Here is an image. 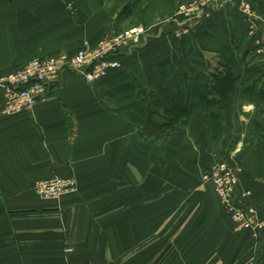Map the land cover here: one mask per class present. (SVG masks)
Masks as SVG:
<instances>
[{
	"label": "crops",
	"instance_id": "1",
	"mask_svg": "<svg viewBox=\"0 0 264 264\" xmlns=\"http://www.w3.org/2000/svg\"><path fill=\"white\" fill-rule=\"evenodd\" d=\"M122 1L0 0V77L34 58L94 47L130 23L149 30L116 53L120 67L92 83L64 70L31 109L4 113L0 87V264H264V231L235 229L201 178L225 154L237 165L233 202L264 216V72L247 65L240 13L209 9L196 42L167 41L168 53L163 37L172 39L176 23L166 18L181 0H127V15ZM249 1L264 14V0ZM179 48L198 55L185 54L176 83L166 65ZM206 53L232 68L235 88L222 102L208 104L219 92L205 88L203 67L214 62ZM162 96L190 111L187 127L203 119L211 128L174 136L163 153L154 113ZM53 176L72 177L77 190L38 198L34 183Z\"/></svg>",
	"mask_w": 264,
	"mask_h": 264
},
{
	"label": "built area",
	"instance_id": "2",
	"mask_svg": "<svg viewBox=\"0 0 264 264\" xmlns=\"http://www.w3.org/2000/svg\"><path fill=\"white\" fill-rule=\"evenodd\" d=\"M203 6L204 2H201L194 10H186L184 15L199 16L197 12L201 14ZM143 32L142 27H137L119 36L108 33L94 47H80L74 55L58 54L34 58L6 76L0 77V87L5 93L3 112L15 114L31 109L38 100L45 99L59 74L64 70L81 74L88 83L100 79L110 69L115 70L120 66V62L110 56L123 46L137 44ZM233 176L232 168L225 161L216 160L207 170L204 178L212 181L221 207L228 214L235 229H251L254 233L264 231V216L260 217L250 206H238L233 202L232 192L235 183ZM33 188L38 198L47 200H59L63 195L77 190L76 182L72 177L60 176L38 180Z\"/></svg>",
	"mask_w": 264,
	"mask_h": 264
},
{
	"label": "rangeland",
	"instance_id": "3",
	"mask_svg": "<svg viewBox=\"0 0 264 264\" xmlns=\"http://www.w3.org/2000/svg\"><path fill=\"white\" fill-rule=\"evenodd\" d=\"M122 2H123V3H121L122 6H120V7H124V5L128 4L130 1L127 2V0H125ZM201 2H204V6L202 7L203 11L201 13L204 15L202 17H201V14L199 11L197 12V14H199V16L187 17L184 15L186 10H188V9L194 10V8L196 6H200ZM223 4H225V5L229 4L230 6L236 8V10L240 13V15H241V17L245 23L244 24L245 29H246L245 35L247 36V39H249V43L251 42L250 47L248 48L249 51L247 53L250 56L249 58H247L248 59L247 65L250 67L256 66L255 71H257V72L259 71V73L264 72V31H263V29H262V31L260 30V28H264V14L257 16L255 14V10H254V8L251 5L249 0H181V1H179L177 3V7L175 8L174 13L172 15H170L169 17L167 16V18H166V20H168L169 18L173 19V21H174L173 23L174 24L176 23L175 28H178V29L174 28L173 31L170 33L172 35V37H171L172 39H169V37H167V36L163 37L164 38L163 50L168 52V53L170 52V50H173V48L170 47V44H169V42H172V41L177 42V41H183V40H190V41H188L190 44L195 43L196 42L195 41L196 39L194 37L195 33H197L198 30L200 29L203 20L205 18H208V16H209V15L205 16L206 12L209 9L213 10V8L220 6V5H223ZM194 5H196V6L193 8ZM246 8H247V11H246ZM208 14H210V13H208ZM189 22H190V24H189ZM132 24L133 23H130V26L128 25V26L124 27V29L117 30L115 32L113 31L111 33L112 34L114 33L115 35L119 36V35L123 34L125 31H129L130 29L142 27L144 29V32L141 33L142 34L140 36V39H141V37H143V35H147V33L149 32L147 26H145V25H142V24L136 25L135 24L132 26ZM107 34H108V32H105L104 35H107ZM167 41H169V42H167ZM121 49L122 48H120L119 50H121ZM194 49L195 48H192L191 50L186 52L185 50H182L181 48H179L178 49L177 63L174 64V61L171 60L169 62V64L166 65L169 72H174V74L176 75L175 76L177 79V80H175L176 83L180 82L181 78L185 77V73L187 72L186 61H188L187 60L188 56H186L185 54L190 55V53L193 52ZM206 50H209V48H206L205 51ZM201 51H203V50H201ZM201 51L199 52V55L203 56V52H201ZM195 54L198 55V53L194 51L192 53V55H195ZM206 54L209 55V57H212L211 59L214 60L213 64L208 63L207 67H206V65H204V67H203L204 71L207 74H209L208 77H207V75L206 76L204 75V77L208 78L211 81V78L213 75H216L217 73L224 71V65H221L220 61L218 62L219 59H217V61L215 60V58H217L215 54H209V53H206ZM256 56L258 57L257 60H255L257 58ZM168 60H169V55H168ZM223 63L225 64L224 61H223ZM230 68H231V66H230ZM231 71H232V68H231ZM169 81L170 80H167V82H169ZM193 81H194V84L196 86H197V81L200 83L199 85L201 86L203 80H197L196 81L194 79ZM185 83H187V82H185ZM189 83H190V81H189ZM192 86H193L192 83L187 84V87H192ZM197 103H198V101H197ZM203 114H201V115H203ZM209 114H210V112H209ZM215 120L216 119L210 120L212 123V125H211L212 130H215L216 125L213 122ZM187 121H185V123H187ZM200 121H202L203 123H199L197 129L189 128L183 122L178 123V124H180V126L176 125L173 130H170L166 135L162 136V138H161L162 141H158V143L156 142V144L159 145V150L161 149L163 151V153L166 152L167 151V143H168L169 139L173 138L174 136L179 137L180 135H183V134L186 135V133L191 134V131H193V130H197V132H200L203 130L205 132L206 129L209 130V128H211V127L206 126L203 119H201ZM183 125H185V126H183ZM217 129H219V128H217ZM164 131L165 130L163 128V133H165ZM219 131H220V129H219ZM215 136L216 135L214 134L212 137H215ZM147 142L151 143V145L154 144V141L152 139L147 141ZM201 145L202 144L200 143V145L198 144L197 146H199V148H200ZM223 157L224 158L217 159V160L225 161L232 168V171L234 172L233 177L235 178V183H236V181H237V174H236L237 165L234 164V162L232 160L230 161V160L226 159L225 154ZM204 176H205V174L201 177L203 179V181H206V180L211 181L209 179L204 178ZM235 183H234V186H235Z\"/></svg>",
	"mask_w": 264,
	"mask_h": 264
},
{
	"label": "trees",
	"instance_id": "4",
	"mask_svg": "<svg viewBox=\"0 0 264 264\" xmlns=\"http://www.w3.org/2000/svg\"><path fill=\"white\" fill-rule=\"evenodd\" d=\"M121 14H128L131 12V6L130 4L124 5L122 10L120 11ZM248 49L246 50L245 54L248 53ZM110 57L117 59V54H113ZM121 65V64H120ZM221 65H224V71L219 72L216 75H213L211 78V81H208V84H205V88L209 89V91H215L219 92L218 95L215 93L211 94L210 99H208V104L212 103V100L215 101V103L222 102L224 99H226V94L233 92L235 88V83L233 80V73L231 71V68L228 64H224L223 62ZM120 67V66H119ZM223 68V67H222ZM116 69V68H115ZM225 94V95H224ZM163 100L165 101V107H162L160 110H156L154 113L156 116H158L162 120V127L164 128L163 136L166 135L170 130H173L178 123H185L189 119L190 111L188 109H184L178 106L177 103L171 97H163ZM165 98V99H164ZM206 100V96H202L201 100ZM207 102V101H206ZM211 117L215 118L216 116L211 113ZM217 126H215L216 129Z\"/></svg>",
	"mask_w": 264,
	"mask_h": 264
}]
</instances>
